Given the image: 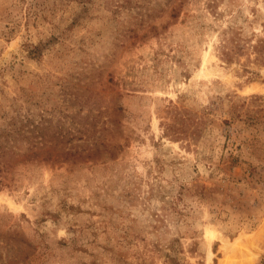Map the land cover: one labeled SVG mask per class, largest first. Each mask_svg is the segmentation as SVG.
<instances>
[{
    "label": "rangeland",
    "instance_id": "1",
    "mask_svg": "<svg viewBox=\"0 0 264 264\" xmlns=\"http://www.w3.org/2000/svg\"><path fill=\"white\" fill-rule=\"evenodd\" d=\"M235 238L264 264V0H0V264Z\"/></svg>",
    "mask_w": 264,
    "mask_h": 264
},
{
    "label": "bare ground",
    "instance_id": "2",
    "mask_svg": "<svg viewBox=\"0 0 264 264\" xmlns=\"http://www.w3.org/2000/svg\"><path fill=\"white\" fill-rule=\"evenodd\" d=\"M9 205L13 206L11 202L9 203ZM218 234L219 233L215 229H207L206 232H205V238H206L207 242H210L213 238L218 237ZM233 241H234L233 243H229V244L224 242V246H223V250H224L223 254H224V256L220 260V264H229V262H228V259H229L228 256L230 255V253L228 252L229 248L239 245V239L238 238L237 239L235 238V240H233ZM239 247H240V245H239ZM235 249H237V248H235ZM227 254H228V256H227ZM247 256H249V255H247ZM230 261H231V259H230Z\"/></svg>",
    "mask_w": 264,
    "mask_h": 264
}]
</instances>
